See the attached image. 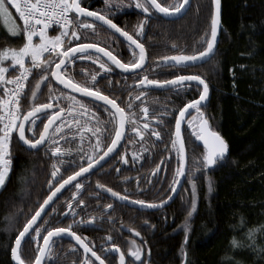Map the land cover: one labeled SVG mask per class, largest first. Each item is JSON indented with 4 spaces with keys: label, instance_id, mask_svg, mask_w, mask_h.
<instances>
[{
    "label": "trees",
    "instance_id": "1",
    "mask_svg": "<svg viewBox=\"0 0 264 264\" xmlns=\"http://www.w3.org/2000/svg\"><path fill=\"white\" fill-rule=\"evenodd\" d=\"M158 2L168 5L176 0ZM123 3L133 6L123 8L122 14L110 18L129 34H135L139 22L145 19V14L134 7L133 0H123ZM81 5L91 11L105 8L104 0H81ZM9 11L21 34L10 36L1 33L0 50L5 47L19 48L25 42L22 21L14 8L9 6ZM113 11L117 10L113 8ZM212 11V0H191L188 9L180 18L166 19L157 15L151 19L145 36L141 38L145 45L147 62L143 70L138 72V78L144 74H149V79L160 81L170 80L179 74H195L205 78L209 85V98L202 111L208 118L211 129L219 132L227 142L226 157L216 166L204 169L201 163L204 149L196 143L192 129L185 122L182 135L186 150V175L177 196L170 204L158 210L144 211L130 207L128 201L165 200L170 195L175 171L179 166L177 153L171 143L175 116L185 103L198 99L201 87L185 86L179 92L172 87L165 90L140 89L134 87L138 79L130 86L128 84L131 75L123 78L124 74L116 69L102 76L99 67L101 61L94 54L90 59H77L67 69L66 77L72 78L74 82L90 85L91 76L96 75L98 83L94 90L99 85L103 86V92L110 98H116L117 103L125 109L126 115L135 114L133 119L136 123L135 126L126 124L120 147L104 166L79 180L83 186L79 193L71 185L53 202L48 209L52 215L44 216V220L51 221L47 227H67L73 220L87 221L95 217L94 226H75L73 231L81 237H87L86 242H91L90 247L94 245V250L106 241L108 234H118V244H132L133 249L141 248L143 264H181L183 260L184 264H264V0H221L219 43L215 55L208 62L187 68L159 64L164 56L180 54L172 48L173 44L185 54H192L197 49L202 51L206 46L204 41L210 36ZM58 33L59 29L56 27L49 30V35ZM85 35L88 36L86 40L73 41V45L76 42L99 43V46L112 51L124 63L134 60L128 44L104 27L97 25L96 34L88 32ZM36 40L38 38H34ZM67 46L65 40V50ZM48 58L46 53L45 59ZM4 66L8 67L9 63L6 62ZM26 66L30 67V62L26 61ZM18 71L19 69L10 70L5 78L12 79ZM41 75L43 73L34 69L26 82L28 98H22L21 102L24 113L34 104L48 103L50 96H58L61 92L65 95L71 94L56 86L50 78L40 85L33 101L31 91L35 90ZM7 87L9 85L0 83V94L4 96V89ZM49 87L53 89L51 93ZM141 91L145 95L141 100H136L135 97ZM76 98L89 103L88 99L79 96ZM129 103L132 105L131 110L128 108ZM59 107L67 110L69 102L61 101ZM145 107L149 109L147 117L142 112ZM77 110L78 106L73 109ZM91 112L99 118V124L91 113L87 117H65V122L69 125L63 129L65 139H60L59 136L56 139L59 140L62 150L71 153L63 157L66 162L79 161L77 152L81 148L84 153H92L95 137L89 129L100 127L104 130L108 114L98 107H92ZM161 115L163 125L158 126L157 120ZM37 123L41 131L43 124L39 121ZM144 123H148L150 129L159 131L161 139L157 140L150 131L144 132ZM134 127L143 133V139ZM26 135L28 139H33L30 133ZM105 135L107 139L103 140V150L114 136L111 125ZM38 136L37 132L35 138ZM48 147L44 145L39 150H28L13 136L11 169L5 186L0 188V264H14L11 248L15 237L49 193L48 181L52 179L51 165L55 158L50 156V152L46 153ZM125 160L127 163H124ZM158 164L162 175H165V181L161 183L159 179L156 184L158 189L137 195L134 179L151 180V172ZM65 167L67 163L61 167L64 178L79 169V166H74L65 171ZM134 172L144 174L132 180L128 179L127 175ZM98 184L104 187L99 188ZM141 184L143 188L145 181ZM193 184L196 208L189 217V211L192 210ZM109 188L121 196H127L128 201L124 203L123 200L113 197L107 191ZM25 193L30 195H24ZM74 193L77 200L72 199ZM156 193L161 195L156 200H149ZM78 200H83L84 203L77 206ZM69 201L76 207L77 215H69L57 224L52 217L62 218L63 213L68 210ZM110 204L111 208L108 207ZM18 210H23L24 215L17 218ZM109 217L112 221H108ZM98 219L101 221L96 225ZM44 220H40L38 225L43 224ZM135 232H139L140 236H136ZM233 239L238 246L232 245ZM113 243L112 240L108 241L106 246ZM35 249L36 243L32 242L28 251L24 252L26 264L34 261ZM120 249L123 250V246ZM127 249L129 248L126 247ZM81 255L80 249L72 242L58 239L53 245L47 264H80ZM101 258L106 264H118L115 256L107 257L112 258L111 261L103 256Z\"/></svg>",
    "mask_w": 264,
    "mask_h": 264
},
{
    "label": "snow or ice",
    "instance_id": "2",
    "mask_svg": "<svg viewBox=\"0 0 264 264\" xmlns=\"http://www.w3.org/2000/svg\"><path fill=\"white\" fill-rule=\"evenodd\" d=\"M212 2L215 7L210 21L211 38L204 41L206 46L203 47V50L197 49L192 54H185L184 51H180L177 48V45L173 44L172 48L179 51L180 54L164 56L159 61V64L167 66L178 65L183 68L195 67L208 62L215 55L217 35L221 23V0H212ZM133 3L136 9L145 14V19L139 22L135 34H129L110 18L122 14L121 10L123 8L133 6V4L125 5L123 0H104L105 8L101 11H91L83 7L81 0H7V3L6 0H0V17L4 19L6 24L12 21V27L9 31L13 35L21 34L17 32L18 26L12 20V13L9 11V6L14 8L18 18L23 22L22 35L25 41L19 48L5 47L0 50V83L14 85L12 88L4 89L6 99L0 98V188L5 186L8 172L11 169V143L14 135L28 150H39L40 147L48 145L46 153L50 152V156L55 158L51 165L52 179L48 181L47 188L50 194L39 204L35 213L24 224L23 230L16 235L15 245L11 248L12 258L17 264H26L23 254L28 251V246L32 242L36 243V255L33 264H47L53 245L58 239H63L65 236L74 239L77 246L83 249L85 258L81 264H95V261H98L99 264H105L101 256L97 255L96 251H93L94 245L90 247L91 242H86L88 238L81 237L77 235L76 231H73L75 226H94L95 217L87 221L83 219L73 220V223L67 227H47L51 221L44 220V216L52 215L47 211V207L51 206L54 198H58V194H61L62 190L70 185H74L76 192L79 193L83 186L79 183L78 178H86L87 174L92 173L97 166L102 167L101 161H104L106 157H109L110 154L117 150V146L125 135V125L131 124L135 126L136 123L133 119L135 114L126 115L125 109L117 103L116 98H110L109 95L103 94L98 89L94 90L98 83L96 75L91 76L92 83L90 85L74 82L72 78L66 77L67 69L77 59H90L93 54L98 61L102 57L107 58L110 65H113L116 69L121 70L123 73H132L134 79H138V83L134 87L140 89L172 87L179 92L185 86L195 85L198 88L202 86L198 99L185 103L179 109L178 115L175 116V128L172 133L173 139L171 143L177 153L179 166L173 178L172 192L176 191L175 185L179 184V178L186 175L185 141L182 135L183 123L187 122L188 127L192 129V136L196 141L203 144L204 153L201 163L204 169L216 166L228 153L227 142L219 132L211 129L209 120L204 111H202L206 107L209 98V85L205 78L195 74L176 75L174 79L164 81L149 79L148 75L138 78V72L143 70L147 60L145 45L141 42V38L146 34L149 21L156 18L157 15L163 18H180L186 12L191 0H176V2L168 5L158 2V0H133ZM113 8L117 11H113ZM81 18L84 19L82 20ZM97 24L101 27L106 26L108 29L114 30L115 33H119L131 49L134 60L124 63L117 58V55H113L112 51H109L106 47H100L99 43L76 42L73 45V41L86 40L88 36L85 33L96 34ZM54 26L59 29V34L50 36L49 30L53 29ZM34 38H38L39 42H34ZM65 40H67L68 44L66 50ZM46 53L48 54V59H45ZM26 61L30 62V67L26 66ZM6 62L9 63L8 67L3 66ZM99 67L103 73H111L113 71V68L104 62H100ZM16 69H19V74L15 78H5L6 73ZM34 69L39 70L43 75L40 76V81L36 84L35 90L31 91L33 101L37 97L40 85L45 81H49L50 77L58 82L59 85H62L64 89L70 90L71 94L65 95L61 92L58 96H50L48 103L34 104L30 110L24 113L21 102L22 98L24 100L28 98V93L25 91L26 82L29 80V76L33 74ZM52 91L53 89L49 87V92L51 93ZM74 94H80L82 98H87L89 103L86 104L84 99L77 100ZM144 95L145 92L141 91L140 95L136 96L135 99L141 100ZM61 101L69 102L67 110L64 107H59ZM77 106L78 110L73 111ZM92 107L101 108L108 114V120L104 122V130L102 131L100 127L89 129L92 136L95 137L92 153H84L81 148L77 152L79 161L66 162L63 157L71 155V153L68 150H62L59 146V140L56 139L57 136L60 139H65L62 134L63 129L69 126L65 122V117L75 118L77 115L87 117L91 113L95 122L99 124V118L94 112H91ZM128 108L129 110L132 108L130 103ZM142 112L147 117L149 109L145 107ZM193 112L195 115H193ZM187 117L191 118L187 119ZM37 121L43 124L42 131L39 130ZM109 125H111V132L114 133V138L111 139V143L105 151L103 150V140L107 139L105 132L108 131ZM157 125H163V115L157 120ZM80 127L83 126L80 125ZM134 130L143 139V133L138 128L134 127ZM143 131H150L151 135L155 136L157 140L161 139V133L155 129H150L148 123L143 124ZM37 132L39 133L38 139L35 138ZM26 133H30L33 139H28ZM81 137L83 139L82 133ZM101 152L103 153L102 155L100 154ZM135 158L133 157V159ZM66 163L65 171L74 166H79V170L64 179L61 167ZM83 163H86L87 166H82ZM124 163H127V160ZM159 169L160 165H157L153 175H156ZM97 187L103 188L104 186L98 184ZM107 191L119 200L128 201L127 196H121L120 193L113 192L110 188ZM24 195H30V193H25ZM72 199L77 200L75 193ZM168 199H171V197H168ZM128 202L149 208H159L167 203L164 200L159 204H146L142 200ZM83 203V200H78L77 206ZM108 207L111 208L112 205H108ZM195 208V185L193 184L192 210L189 211V217L193 215ZM53 212H55V209H53ZM20 215H24L23 210L17 211V218ZM69 215L73 217L77 215L76 207L73 206L71 201L68 202V210L63 213L62 218L58 216H53L52 218L59 224L62 219H67ZM38 220H44V223L38 225ZM185 227L187 228L188 226L185 225ZM135 235L140 236V233L135 232ZM249 236H251V233H249ZM107 239L111 242L112 237ZM41 240L42 244L40 243ZM185 242L187 243V236ZM232 245L234 247L238 246L235 239H233ZM101 247L103 248V245ZM104 251L106 254L119 253V264H125V254L120 251L116 244L113 243L110 248H106ZM88 254L94 257L95 260L90 259ZM141 255L140 247H136L134 251L130 252V256L134 258L133 264H135V261L143 264Z\"/></svg>",
    "mask_w": 264,
    "mask_h": 264
},
{
    "label": "flooded vegetation",
    "instance_id": "3",
    "mask_svg": "<svg viewBox=\"0 0 264 264\" xmlns=\"http://www.w3.org/2000/svg\"><path fill=\"white\" fill-rule=\"evenodd\" d=\"M101 62H104V63H106V64H108L110 67H112L113 68V71L112 72H114L115 71V67L113 66V65H110V62H108L106 59H101L100 60ZM99 64H100V62H99ZM116 70H118V69H116ZM119 71V70H118ZM141 71V70H140ZM181 71H183V69H181ZM102 72V71H101ZM100 72V73H101ZM120 72V71H119ZM122 73V72H121ZM122 74H124V77L123 78H125V76L127 75V78H128V76L129 75H131L130 77V84H128V85H130V86H132V85H134L135 83H136V81H135V79H134V77H133V74L132 73H127V74H125V73H122ZM101 75L103 76L104 75V73L102 72L101 73ZM144 75H148V77H149V74H144ZM144 75H141L140 76V78H142ZM179 75H182V74H179ZM187 75H190V74H187ZM175 77H173V78H171L170 80H172V79H174ZM125 81V80H124ZM129 86V87H130ZM103 89H104V87L103 86H101V85H99L98 86V90H100L103 94H105L104 92H103ZM130 89V88H129ZM130 91V90H129ZM105 95H107V94H105ZM86 99V98H85ZM102 153V152H101ZM100 153V154H101ZM87 164H84L83 166H86ZM158 165H160V164H158ZM104 166V165H103ZM102 166V167H103ZM102 167H100L99 169H101ZM98 169V170H99ZM157 169V168H156ZM155 169V170H156ZM79 170V169H78ZM155 170H153L152 172H151V176L152 177H150L151 178V180H148V179H140V180H138L139 178H137V177H139V176H141L142 174H144V172H134V173H132V174H128L127 176H128V179H130V180H132V179H134V178H137V181H136V179H134L135 180V182H136V186H137V190H136V194L137 195H139V194H145V193H147L148 191H151V190H154L155 188L156 189H158V186H156V184H157V182H158V180L159 179H161V183H163L164 181H165V175H162V169H161V167H160V169H159V171L157 172V174L156 175H153V172L155 171ZM97 171V170H96ZM95 172V171H94ZM88 176V175H87ZM154 179V180H153ZM145 181V184H144V187L143 188H141V186H143L141 183H143ZM156 186V187H155ZM142 191V192H141ZM156 192V191H155ZM161 195V193L159 194V193H156L155 194V196L153 197V198H149V200H156L159 196ZM166 199V198H165ZM162 200H157V201H145L146 203L148 202V203H160ZM110 205H112V204H110ZM108 219V221L109 220H111V218L109 217V218H107ZM100 221L101 220H97L96 221V225H98V224H100ZM112 221V220H111ZM110 237H112V241H114V244H116L117 245V247H119V249H120V246H123V250H121L120 249V251L122 252L123 251V253L125 254V264H127V262H130L131 264H133V261H134V258L133 257H131L130 256V252L131 251H134L135 249H133V248H131V246H132V244H129V246H127V244H125V245H120V244H118V242H117V237L119 236L118 234H115V233H112L111 235L110 234H108ZM108 236V237H109ZM107 237V238H108ZM128 237H132V238H134L135 236L134 235H128ZM126 240V239H125ZM128 241V240H127ZM108 242V239H106V241L104 242V243H102V244H100L99 245V248L97 249V250H94V248H95V246L93 247V251H96L97 252V255H101V256H103V258H105L106 257V259H108L109 261H111V259L113 258H107V257H110V256H115L116 257V259H117V263H118V256L116 255V254H113V253H110V254H106L105 253V251H104V249H106V248H110L111 246H112V244H110L109 246H106V243ZM103 245V248L101 247ZM92 247V246H91ZM126 247L127 248H129V249H127L126 250ZM81 254H82V252H81ZM82 256V255H81ZM88 256H89V258L90 259H92L93 261H94V259L88 254ZM83 258V257H82ZM82 258H81V262H82ZM81 262H80V264H81ZM138 261H135V264L137 263ZM96 264V263H95Z\"/></svg>",
    "mask_w": 264,
    "mask_h": 264
},
{
    "label": "water",
    "instance_id": "4",
    "mask_svg": "<svg viewBox=\"0 0 264 264\" xmlns=\"http://www.w3.org/2000/svg\"><path fill=\"white\" fill-rule=\"evenodd\" d=\"M189 7V6H188ZM214 4H213V11H212V14H213V12H214ZM188 9V8H187ZM186 9V10H187ZM183 15V14H182ZM181 15V16H182ZM82 19V18H81ZM166 19H175V18H166ZM97 25H99V24H97ZM104 28L106 29V30H108V31H110L111 33H113L115 36H117L119 39H121V40H123L124 42H125V40H124V38L123 37H121L120 36V34L119 33H115V31L114 30H110V29H108L106 26H104ZM210 32H211V29H210ZM220 32H221V23H220V27H219V30H218V35H217V44H216V48H215V52H216V49H217V46H218V43H219V37H220ZM211 37L209 36V39H210ZM101 47V46H100ZM114 55V54H113ZM103 58V57H102ZM104 59H106L107 60V58H104ZM58 62V61H57ZM146 62H147V60H146ZM146 62H145V65H146ZM53 67H54V65H53ZM145 67V66H144ZM119 70V69H118ZM120 72H122L121 70H119ZM123 73V72H122ZM125 74H127V73H125ZM183 75H187V74H183ZM190 75H193V74H190ZM51 78V77H50ZM143 78V77H142ZM51 80H52V82L56 85V86H58L59 88H61L62 90H65L66 92H68V93H70V90H68V89H64L63 88V86L62 85H59L58 84V82H56L54 79H52L51 78ZM168 88H170V87H166V88H162V90H165V89H168ZM150 89H158V88H150ZM201 90H202V86H201ZM74 95H76V96H79V97H81L80 96V94H74ZM87 99V98H86ZM46 122V121H45ZM183 126H184V123L182 124V131H183ZM42 130H43V127H42ZM41 130V131H42ZM125 132H126V125H125V130H124ZM214 131V130H213ZM38 138H39V136H38ZM37 138V139H38ZM113 138H114V136H113ZM123 139H124V137L121 139V142H120V144L117 146V150H118V148L120 147V145H121V143H122V141H123ZM111 143V142H110ZM110 143L108 144V145H110ZM196 143L197 144H199L201 147H203V144H202V142H199V141H196ZM20 144L22 145V143L20 142ZM23 146V145H22ZM24 148H26L25 146H23ZM43 147V146H42ZM41 148V147H40ZM39 148V149H40ZM27 149V148H26ZM203 149H204V147H203ZM105 151L107 150V147L104 149ZM116 150V151H117ZM116 151L113 153V154H110L109 155V157H106L105 158V160L104 161H101V164H102V166L116 153ZM103 153H101V155H102ZM227 155V154H226ZM87 166V165H86ZM86 166H84V167H86ZM100 168V166H97V168H95L93 171H92V173L94 172V171H96V170H98ZM185 168H186V150H185ZM78 171V170H77ZM73 174V173H72ZM71 174V175H72ZM91 174V173H90ZM87 175H89V174H87ZM184 177L185 176H183V177H180L179 178V180H180V182H179V184H176L175 185V187H176V191L175 192H172L171 191V193H170V195L168 196V197H171V199H168V197L164 200V201H167V203L164 205V206H162V207H159V208H149V207H141V206H139V205H136V204H132V203H129L128 205L130 206V207H133V208H136V209H139V210H144V211H150V210H158V209H160V208H163V207H165V206H167L168 204H170L174 199H175V197L177 196V194H178V192H179V190L181 189V186H182V184H183V181H184ZM67 178V177H66ZM66 178H64V179H66ZM82 178H78V181L79 180H81ZM71 186V185H70ZM70 186H66L65 187V189H63L62 190V193L67 189V188H69ZM61 193V194H62ZM50 193H48V195H49ZM61 194H58V197H59V195H61ZM47 198V197H46ZM57 198H54V201L56 200ZM123 202L124 203H126V201L125 200H123ZM53 204V203H52ZM51 204V205H52ZM146 204H148V203H146ZM159 204V203H158ZM51 207V206H50ZM50 207H47V211H48V209L50 208ZM43 215V214H42ZM40 222V220H38V222H37V224ZM22 230H23V228H22ZM21 230V231H22ZM63 239H66V240H68V241H70V242H72L75 246H77V244H76V241L74 240V239H72V238H70V237H67V236H65ZM41 244H42V242H41ZM15 245V240H14V243H13V246ZM12 246V247H13ZM77 248H79L78 246H77ZM80 249V251L82 252V261L84 260V258H85V254L83 253V249L82 248H79ZM113 254H116L117 256H118V264H119V253H113ZM90 255V254H89ZM11 257H12V254H11ZM94 260H95V258L94 257H92ZM102 259V258H101ZM12 261H13V263L14 264H17V262L12 258ZM34 262V261H33ZM33 262L31 263V264H33ZM95 263L96 264H99V262L98 261H95ZM106 264V263H105ZM181 264H184V260L182 261V263Z\"/></svg>",
    "mask_w": 264,
    "mask_h": 264
},
{
    "label": "rangeland",
    "instance_id": "5",
    "mask_svg": "<svg viewBox=\"0 0 264 264\" xmlns=\"http://www.w3.org/2000/svg\"><path fill=\"white\" fill-rule=\"evenodd\" d=\"M12 20H14L13 19V17H12ZM16 24V23H15ZM12 27V21H9V23H5V21H4V19L2 18V17H0V34L2 33V34H9L10 36H18V35H13L10 31H9V29ZM17 32H19V29H18V27H17ZM59 34V33H58ZM57 35V34H56ZM50 36H55V35H50ZM34 42H36V43H38L39 42V40H36V41H34ZM4 66V65H3ZM5 77H6V74H5ZM0 98H4V99H6L7 97L4 95H2V94H0ZM9 173V172H8Z\"/></svg>",
    "mask_w": 264,
    "mask_h": 264
},
{
    "label": "built area",
    "instance_id": "6",
    "mask_svg": "<svg viewBox=\"0 0 264 264\" xmlns=\"http://www.w3.org/2000/svg\"><path fill=\"white\" fill-rule=\"evenodd\" d=\"M55 27V26H54ZM12 87H14V85H11L9 88H12Z\"/></svg>",
    "mask_w": 264,
    "mask_h": 264
},
{
    "label": "bare ground",
    "instance_id": "7",
    "mask_svg": "<svg viewBox=\"0 0 264 264\" xmlns=\"http://www.w3.org/2000/svg\"><path fill=\"white\" fill-rule=\"evenodd\" d=\"M30 110V109H29ZM79 138H81V137H79ZM84 139V138H83ZM88 143V142H87ZM86 147V146H85Z\"/></svg>",
    "mask_w": 264,
    "mask_h": 264
}]
</instances>
